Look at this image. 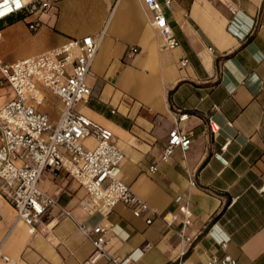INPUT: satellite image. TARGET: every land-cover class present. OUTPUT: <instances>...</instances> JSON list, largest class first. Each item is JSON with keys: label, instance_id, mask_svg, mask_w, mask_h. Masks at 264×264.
I'll list each match as a JSON object with an SVG mask.
<instances>
[{"label": "crops", "instance_id": "1", "mask_svg": "<svg viewBox=\"0 0 264 264\" xmlns=\"http://www.w3.org/2000/svg\"><path fill=\"white\" fill-rule=\"evenodd\" d=\"M49 1L53 6L39 14L36 30L27 26L28 17H22L27 25H17L20 17L0 24L6 54L0 59L34 56L71 37L99 38L87 76L90 96L74 109L112 131L123 153L122 181L159 215L176 219L170 227L160 218L147 224L122 203L97 212L65 169L44 171L39 188L70 216L52 207L31 232L0 195V264H81L93 245L78 223L107 227L106 249L116 259L139 246L142 255L131 264H173L182 220L177 195L189 199L192 211L185 231L196 238L188 264L224 254L235 264H264V0H173L167 16L180 43L172 49L139 0ZM132 46L138 51L130 55ZM41 91L46 104L39 109L56 124L62 103ZM12 97L11 87L0 85V108ZM174 127L190 134V147H176L162 160ZM83 144L92 148L95 141L88 137Z\"/></svg>", "mask_w": 264, "mask_h": 264}, {"label": "built area", "instance_id": "2", "mask_svg": "<svg viewBox=\"0 0 264 264\" xmlns=\"http://www.w3.org/2000/svg\"><path fill=\"white\" fill-rule=\"evenodd\" d=\"M139 1L150 26L158 32L164 46L169 49L177 47L180 42L167 16L173 0ZM52 6L49 0H0V24L9 19L34 15L28 27L36 30L39 14ZM98 47L99 38L84 35L68 38L49 50L11 63L0 59V85L6 84L13 91V97L0 108V195L14 207L17 220L28 225L31 232L52 207H57L59 214L70 216L67 209L58 205L52 195L38 186L44 171L53 172L60 168L85 188L89 203L97 212H109L122 203L134 216H143L147 224L160 218L170 227L176 219L173 213L159 215L122 181L120 162L123 153L114 144L112 131L74 109L77 103L86 101L90 96L87 76L92 73ZM137 51L132 46L128 53L132 55ZM187 63V58L180 60L181 66ZM41 88L50 91L62 103V112L56 124L39 109L46 104ZM185 117L182 114L179 120ZM211 129L214 131L213 127ZM88 137L95 141L92 148L83 144ZM190 143V134L174 127L169 131L162 160H166L176 147L187 151ZM226 145L221 149L224 150ZM215 157L227 164L221 153H215ZM149 170L154 172L155 166L151 165ZM259 191H264V185ZM174 201L179 205L182 220L181 230L177 233L179 251L173 264H188L186 254L196 238L185 231L191 222L192 211L188 198L177 195ZM77 226L93 245V252L81 264H94L99 259L107 264H131L142 255L143 248L137 246L121 259H116L106 249L107 227L84 223ZM221 246L224 248L225 244ZM1 257L8 260L5 255ZM235 263L232 256L224 254L221 257L211 255L204 264Z\"/></svg>", "mask_w": 264, "mask_h": 264}, {"label": "rangeland", "instance_id": "3", "mask_svg": "<svg viewBox=\"0 0 264 264\" xmlns=\"http://www.w3.org/2000/svg\"><path fill=\"white\" fill-rule=\"evenodd\" d=\"M30 17V18H29ZM35 18V16L34 15H30V16H28V19L29 20H33ZM19 21H18V23H17V25L18 26H23L24 24L25 25H27V20H23V18L22 17H20L19 19H18ZM28 26V25H27ZM9 54V53H8ZM0 55H2L3 56V58H5V49L4 48H0ZM10 55H12V54H9V56ZM6 58H7V56H6Z\"/></svg>", "mask_w": 264, "mask_h": 264}]
</instances>
